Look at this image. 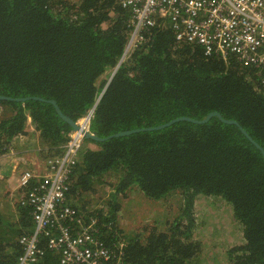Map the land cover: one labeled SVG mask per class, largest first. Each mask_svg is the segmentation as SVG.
I'll list each match as a JSON object with an SVG mask.
<instances>
[{"label":"trees","instance_id":"1","mask_svg":"<svg viewBox=\"0 0 264 264\" xmlns=\"http://www.w3.org/2000/svg\"><path fill=\"white\" fill-rule=\"evenodd\" d=\"M129 18L117 0H0V156L11 149L25 155L18 151L28 142L15 141L28 123L38 132L36 157L60 155L72 129L49 100L74 121L94 106L90 130L104 140H83L64 203L85 220L94 217L108 247L124 240L129 264H264V158L236 124L214 115L203 123L177 120L111 136L217 112L264 150V84L235 59L224 62L198 45L177 42L163 19L144 29L145 38L124 56ZM38 166L42 174L46 162ZM105 185L109 213L88 209L87 196ZM134 188L152 200L178 193L180 212L165 228L156 220L125 233L118 227V200ZM11 196V212L0 211V264H17L19 237L34 229L33 208ZM203 202L211 210L221 202L232 206L227 213L243 243L207 255L195 236ZM45 239L43 255L31 264H60Z\"/></svg>","mask_w":264,"mask_h":264},{"label":"built area","instance_id":"2","mask_svg":"<svg viewBox=\"0 0 264 264\" xmlns=\"http://www.w3.org/2000/svg\"><path fill=\"white\" fill-rule=\"evenodd\" d=\"M117 1L130 11L131 33L124 56L145 38L144 29L163 19L177 42L198 45L204 55L218 56L224 62L235 59L253 69L264 84V0ZM93 110L76 121L78 129L71 130L60 155L45 160L41 175L27 170L18 177V187L25 192L22 198L33 208L34 229L19 237L22 252L17 264H31L43 255L41 237H46L47 248L58 253L60 264H129L124 240L119 238L108 247L98 235L96 219L85 220L64 203L84 133L92 132ZM37 176V184L28 186L29 179Z\"/></svg>","mask_w":264,"mask_h":264},{"label":"rangeland","instance_id":"3","mask_svg":"<svg viewBox=\"0 0 264 264\" xmlns=\"http://www.w3.org/2000/svg\"><path fill=\"white\" fill-rule=\"evenodd\" d=\"M32 128L33 129L30 130V132H32L30 137L34 139L28 141L30 151H27L26 155H24L26 159L19 157L17 161L14 162V165H12L13 162L11 158L8 157L3 164H10L7 173L0 179V211L5 214L10 213L12 210L10 206L11 203H13L11 193L13 194L14 201H17L22 196V191L18 188L19 172L24 169H32L34 172L39 173L40 169L36 165H41L45 162V159H38L36 157L37 155L32 151L35 147H40L38 144V132L34 130L33 126ZM32 143L36 145L32 147ZM89 145L96 148V145L93 143ZM9 153L16 154V152L13 153L11 151H9ZM17 170H19L18 173ZM41 172L39 174H41ZM9 175L11 176L10 179ZM110 192L111 190L108 185L102 187L98 186L96 193L87 196L91 200L87 208L102 209L104 213H109L105 201L110 195ZM118 201L120 203L119 210L117 211L118 227L122 228L125 233L141 232L144 228L154 225L156 220H159V229L165 228L166 226L163 225L164 222H169L175 217L180 212L182 206V198L176 192L170 193L160 200H152L146 198L139 190H135V188L134 191L128 190L124 197L121 195ZM220 205L219 208L216 207L218 209L212 208V210L204 202L201 204L198 203L197 206V209L200 210L196 212L198 222L196 223L195 236L201 238L203 244L205 243L207 245V255L210 257L217 251L221 253L226 248L240 242L243 243L244 241L243 236L241 241L238 240L239 232L235 230L236 223L228 216L227 208H229L231 212L232 206L230 204L227 206L223 204V202H221ZM238 224L240 225L239 222ZM203 259L207 261L209 257L203 256ZM219 264L226 263L222 261Z\"/></svg>","mask_w":264,"mask_h":264},{"label":"water","instance_id":"4","mask_svg":"<svg viewBox=\"0 0 264 264\" xmlns=\"http://www.w3.org/2000/svg\"><path fill=\"white\" fill-rule=\"evenodd\" d=\"M113 73L110 75L109 79L112 77ZM108 79V80H109ZM4 98V97H2ZM49 102L51 104L54 105V109L56 111V113L58 114V116L64 120L65 122H67L69 124V126L71 127L72 130H77L78 129V126L76 124V121H74L73 119H71L70 117L64 115L61 110L59 109L58 105L56 104V102L54 100H49ZM93 109H94V106H93ZM216 115L221 121L225 122V123H231V124H236L240 130L246 135V137L252 141L261 151L262 155H263V158H264V150L263 148L258 145L251 137L250 135L244 130L242 129L238 123L234 120H231V119H224L222 118V116L217 113V112H210L208 113L203 119H193V118H190V117H187V116H180V117H177L175 119H172L170 121H168L167 123H164V124H161V125H157L156 127H143V128H136V129H131V130H125V131H119V132H116L114 133L113 135H111L112 137L115 136H123V135H127V134H130V133H133V132H138V131H141V130H149V129H152V128H161V127H164V126H167L168 124L174 122V121H177V120H188V121H191V122H194V123H203V122H206L208 121V119L212 116ZM84 138L85 139H91V140H97V141H101V140H104V138H100L98 136L95 135V133L93 132H85L84 133Z\"/></svg>","mask_w":264,"mask_h":264},{"label":"crops","instance_id":"5","mask_svg":"<svg viewBox=\"0 0 264 264\" xmlns=\"http://www.w3.org/2000/svg\"><path fill=\"white\" fill-rule=\"evenodd\" d=\"M32 129H33L32 128V125L28 123L25 134L19 135L16 138V141L15 142H18L19 145H23L24 142L26 143L28 141L33 140L34 138L30 137L31 134H32V132H30V130H32ZM89 147H91V146L89 145ZM27 151H30L29 145L23 151H18V153L19 154H25L26 155V152ZM12 152L14 153V151H12ZM8 157L11 158V161L13 162L12 165H14V162L17 161V159L19 157H23L24 159H26L23 155H18V154H15V153L14 154H10L9 152L6 153V154H4V155H2V156H0V179L2 178V176L5 173H7L8 168L10 167V164L9 165L8 164L3 165L5 163V159H7ZM10 177L11 176L9 175V179H10ZM9 179H8V181H9Z\"/></svg>","mask_w":264,"mask_h":264},{"label":"flooded vegetation","instance_id":"6","mask_svg":"<svg viewBox=\"0 0 264 264\" xmlns=\"http://www.w3.org/2000/svg\"><path fill=\"white\" fill-rule=\"evenodd\" d=\"M11 151H13V150L11 149Z\"/></svg>","mask_w":264,"mask_h":264}]
</instances>
